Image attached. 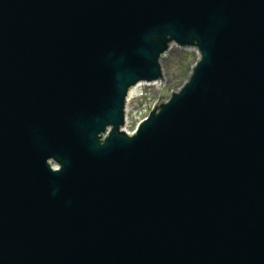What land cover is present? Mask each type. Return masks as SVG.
<instances>
[{
    "label": "water",
    "instance_id": "1",
    "mask_svg": "<svg viewBox=\"0 0 264 264\" xmlns=\"http://www.w3.org/2000/svg\"><path fill=\"white\" fill-rule=\"evenodd\" d=\"M0 264H264V0H0Z\"/></svg>",
    "mask_w": 264,
    "mask_h": 264
},
{
    "label": "rangeland",
    "instance_id": "2",
    "mask_svg": "<svg viewBox=\"0 0 264 264\" xmlns=\"http://www.w3.org/2000/svg\"><path fill=\"white\" fill-rule=\"evenodd\" d=\"M197 59V54L194 49H180L175 45H171L164 57L160 60L162 78L161 87L156 89L154 86H141L139 91L149 93L147 100H134L129 108V130L133 129L134 125L142 118L144 110H148L154 101L155 94L163 91L164 95L170 92L177 91L182 83L186 80L190 68ZM151 85V84H150ZM146 95V94H145ZM147 96V95H146ZM145 96V98H146ZM154 96V97H153Z\"/></svg>",
    "mask_w": 264,
    "mask_h": 264
},
{
    "label": "bare ground",
    "instance_id": "3",
    "mask_svg": "<svg viewBox=\"0 0 264 264\" xmlns=\"http://www.w3.org/2000/svg\"><path fill=\"white\" fill-rule=\"evenodd\" d=\"M162 57H164V55H163ZM139 85H141V84H139ZM149 86H154L156 89H158V87H161V79H160L159 81H157V82H155V83L149 85ZM133 90H134V89H131V90L129 91V93H131ZM126 97H127V95H126Z\"/></svg>",
    "mask_w": 264,
    "mask_h": 264
}]
</instances>
